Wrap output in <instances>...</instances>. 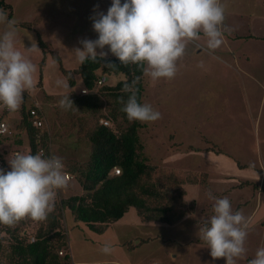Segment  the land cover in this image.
Here are the masks:
<instances>
[{"label": "rangeland", "instance_id": "obj_1", "mask_svg": "<svg viewBox=\"0 0 264 264\" xmlns=\"http://www.w3.org/2000/svg\"><path fill=\"white\" fill-rule=\"evenodd\" d=\"M221 3L226 18L222 29L224 43L219 48L209 49L207 37L201 32L198 40L187 43L185 54L177 61L174 78L154 80L145 73L143 103L151 104L161 113V118L141 122L140 135L150 163L158 169L155 177L167 171L197 177V184L184 185L189 190V199L197 190L190 185L211 184L217 186L219 194L239 192L242 199L238 201L247 197V205L251 206L257 203V194L264 188V0H221ZM15 5L14 21H32L37 17L53 21L54 25L46 24L40 33L64 56V66L74 69L80 65L75 49L82 47L81 40L98 36L93 29L94 13H106L111 0H17ZM55 8L57 17L54 18ZM4 30L0 25V33ZM17 30V49L37 66L35 87L25 92L20 109L6 116L14 134L0 136V152L7 162L16 151L29 152L27 132L19 128L21 111L38 103L45 112V129L52 136L53 155L66 163L88 161L89 140L80 138L78 129L62 133L59 124L57 108L72 90L57 85V81H67L60 63L50 53L44 57L35 29L17 26ZM103 51H108L107 47ZM107 56L115 55L109 51ZM41 74L42 85H39ZM123 78V74L106 75L105 84L114 85ZM83 86L79 78L75 90L82 93ZM74 176L75 179L57 192L54 206L62 198L82 192ZM131 212L125 222L113 224L104 234H99L66 209L61 216V228L69 242L65 249L76 260L88 263L121 256L117 252H148L146 264H150L156 259L150 252H172L178 248L170 236L173 226L135 222L138 213L135 208ZM44 222L25 217L11 229L17 227L22 234L32 237ZM250 229L251 225L248 233L255 236V241L261 240L260 232ZM120 232L132 236L134 244L144 239L149 241L127 249L125 244L116 242ZM11 238L7 231L0 232L5 251ZM106 243L112 246L107 254L103 252ZM257 248L254 242L253 251Z\"/></svg>", "mask_w": 264, "mask_h": 264}, {"label": "clouds", "instance_id": "obj_2", "mask_svg": "<svg viewBox=\"0 0 264 264\" xmlns=\"http://www.w3.org/2000/svg\"><path fill=\"white\" fill-rule=\"evenodd\" d=\"M225 18L221 0H111L106 13L97 11L92 17L97 38L81 40L82 47L75 50L82 65L106 57L110 51L125 65L143 67L154 80L172 79L187 43L198 40L201 32L209 49L224 43ZM0 25L5 28L0 33V105L14 112L20 109L25 92L35 87L37 66L17 49L16 21L3 9ZM106 47L108 51H103ZM57 85L70 87L67 81H57ZM124 90L130 93L122 109L129 121L161 118L151 104L138 101L132 85L125 83ZM69 94L60 101L65 110L74 104ZM8 164L10 170L0 167V224L13 226L25 217L45 220L54 208L57 192L68 183L62 159L17 152ZM209 196L215 201L213 214L204 222L199 238L213 258L236 264L247 252L248 219L233 210L229 198ZM111 251V244L106 243L103 252ZM248 264H264V247L257 249Z\"/></svg>", "mask_w": 264, "mask_h": 264}, {"label": "trees", "instance_id": "obj_3", "mask_svg": "<svg viewBox=\"0 0 264 264\" xmlns=\"http://www.w3.org/2000/svg\"><path fill=\"white\" fill-rule=\"evenodd\" d=\"M0 9L13 17V7L0 0ZM39 20L23 23L27 29H35L44 57L50 53L60 63L66 77L73 101L71 109L57 108L62 133L69 134L78 129L79 137L91 143L88 161L66 163L68 171L77 176L82 187L80 194L62 198L48 214L34 237L22 234L19 228L0 224V232L12 235L8 250L0 240V264H71L70 253L61 255L60 250L69 245L67 235L61 228V216L69 209L76 220L85 222L91 230L103 234L107 228L135 208L143 222L158 221L174 225L195 210V204L186 202V183L197 184L196 176L184 177L167 171L155 177L157 167L150 163L145 152L140 130L141 121H129L122 110L130 95L124 90L125 83L137 91V99L143 103L145 93L143 67L123 64L116 56L98 57L97 61L80 63L76 69L64 66L60 53L42 39L37 30ZM45 58L41 62L44 66ZM123 74L116 84H104L97 89L100 75ZM80 76L88 93H78L74 88ZM42 74L39 85H42ZM135 82V83H133ZM97 89V90H96ZM22 108L19 128L27 132L29 152L39 153L44 147L49 156L52 151V136L47 129L33 125L31 109ZM8 113L2 115L6 118ZM103 120L112 122L106 125ZM5 158V155H4ZM5 169L9 165L5 158ZM120 168L119 174L115 173Z\"/></svg>", "mask_w": 264, "mask_h": 264}, {"label": "crops", "instance_id": "obj_4", "mask_svg": "<svg viewBox=\"0 0 264 264\" xmlns=\"http://www.w3.org/2000/svg\"><path fill=\"white\" fill-rule=\"evenodd\" d=\"M6 1L13 7L14 9L13 14L15 15V6H16L15 2L17 0H6ZM49 1H55V0H49ZM53 17L54 18L57 17L56 8H55V15ZM37 18H35L32 21H21V20H31V19H19L20 21H16V26H20L26 29L25 27L22 26V24L28 22H34L40 19V17L38 19ZM40 20L41 21H39L37 27L39 33L40 32L42 33V28L46 24L49 26L54 25L53 21L46 22L44 20V17L41 18ZM42 39L44 40L43 37ZM61 57L64 62V56L61 55ZM79 78L81 77L77 76V79ZM190 186L196 187L197 190L195 196L189 199V190L188 188H186L187 190L186 202L188 204L193 202L195 204V210L192 213L186 215L178 223L171 225L174 227V230L172 231L170 236L173 242L178 244V248L173 249L174 251L172 252H150L151 253L150 255H154L156 258L153 262H159L160 264H226L225 258H213L210 254V248H208L206 242L199 238L201 236L200 229L204 226V222L213 214L212 208L215 201L210 198L209 193H211L217 198H223V197L229 198V200L232 203L233 210L234 211L238 210L242 212V214L248 219V226L250 227L251 225V229L256 228L257 231L260 232V234L262 235L261 240L255 241V236L250 234V231L248 233L245 242V247L247 249V252L243 258H237L236 260V264H248V261L251 258H253L256 253L253 251L254 242L257 243L258 248L264 247V188H261V191L258 192L257 194V198H258L257 203L256 204L252 203V205L250 206L247 205L248 203L247 197L246 200L244 198V200H242L241 202L238 201V199L239 200L242 199L240 198L241 196L239 192L231 193L229 191L228 193L223 192L219 194L217 191L218 190L217 186L211 184L206 186L205 185H190ZM219 195H222V197ZM249 201L251 202L253 200H250L249 198ZM132 210L133 208H131L130 211L126 213L124 217H122L114 224H122L123 222H125L128 219V215L132 213L131 212ZM135 219H136L135 222L140 221L142 223H149V224L152 223L155 225L167 224L158 221L143 222L139 214H136ZM133 240H134L133 237L130 236L127 232H120L119 239L116 242L125 244L127 249H133L135 246L142 245L146 242L148 243L149 241V239L147 240L144 239V240H140L139 244L138 242L134 244ZM123 244H121L120 246L122 247ZM117 253H120L121 256L115 255V257L104 261H113L118 264H146V262L148 261L147 256H149L147 255L148 252H117ZM73 260L75 262L82 264L88 263L87 261L76 260L75 258H73Z\"/></svg>", "mask_w": 264, "mask_h": 264}, {"label": "built area", "instance_id": "obj_5", "mask_svg": "<svg viewBox=\"0 0 264 264\" xmlns=\"http://www.w3.org/2000/svg\"><path fill=\"white\" fill-rule=\"evenodd\" d=\"M106 82V75H100L99 80L97 82V87L103 86ZM82 93H88L89 90L86 86H83L81 89ZM13 111H9L7 110L4 106L0 105V136L2 137H10L14 134V130L11 128V126L9 125L8 121L5 120V118L1 119L2 115H4L5 113H11ZM31 116H32V123L35 127L40 128V129H45L47 127V122H46V116H45V112L44 110L40 107V105L38 103H34V107L31 109ZM102 122H104V124L109 125L110 121L108 120H103ZM19 151H16L15 153H17ZM39 153H43L45 156L47 155V151L44 147H41L39 149ZM50 156H54L52 151ZM5 158H4V153L0 152V167L5 168ZM64 164V163H63ZM64 172L68 178V182L71 181L72 179H75V176L72 172L68 171L66 168V165L64 164ZM121 171L120 168H116L115 169V173L119 174ZM32 239L34 240V237H32ZM67 253H69L68 249L66 250L65 248H63L62 250H60V254L61 255H66ZM71 264H82V263H78L75 262L73 259L71 261ZM87 264H118L116 262L113 261H104V262H99V263H87ZM150 264H159L158 262H152Z\"/></svg>", "mask_w": 264, "mask_h": 264}]
</instances>
